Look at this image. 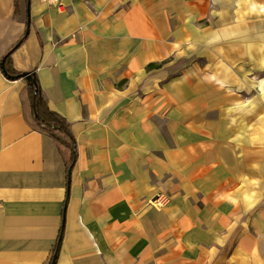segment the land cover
<instances>
[{"label": "crops", "instance_id": "1", "mask_svg": "<svg viewBox=\"0 0 264 264\" xmlns=\"http://www.w3.org/2000/svg\"><path fill=\"white\" fill-rule=\"evenodd\" d=\"M26 2L0 51L77 153L0 69V264H264V0Z\"/></svg>", "mask_w": 264, "mask_h": 264}, {"label": "trees", "instance_id": "2", "mask_svg": "<svg viewBox=\"0 0 264 264\" xmlns=\"http://www.w3.org/2000/svg\"><path fill=\"white\" fill-rule=\"evenodd\" d=\"M27 0H24L26 2ZM20 14L18 0H14V14L17 18ZM21 36L20 38H23ZM8 49L0 51V61L8 52ZM4 67L8 74L16 75L19 72L12 66L11 54L4 58ZM21 101L24 111H27L32 119L31 126L50 135L56 144L66 167V171L76 159V142L70 130L69 122L59 113L48 108L41 95L37 80L36 85L25 83L21 91ZM36 114L37 116H35ZM51 256L45 264H49Z\"/></svg>", "mask_w": 264, "mask_h": 264}, {"label": "water", "instance_id": "3", "mask_svg": "<svg viewBox=\"0 0 264 264\" xmlns=\"http://www.w3.org/2000/svg\"><path fill=\"white\" fill-rule=\"evenodd\" d=\"M26 13H27V17L29 16V0H27L26 2ZM28 24H29V19H27V26H26V32L28 31ZM18 44V43H17ZM17 44H15L7 53L6 55L10 54L12 52V50L17 46ZM6 55L1 59L0 61V69L2 71V73L7 76L8 78L10 79H18V78H24L29 84H33V85H36V77L34 75V72L33 71H23V72H20L16 75H10L7 73L5 67H4V58L6 57ZM35 116H37L36 114H34ZM68 174H69V171H68ZM69 187V177L67 179V189ZM60 242V237L58 239V242H57V247H58V244ZM57 247L52 255V258H51V261H50V264H55V258H56V252H57Z\"/></svg>", "mask_w": 264, "mask_h": 264}, {"label": "built area", "instance_id": "4", "mask_svg": "<svg viewBox=\"0 0 264 264\" xmlns=\"http://www.w3.org/2000/svg\"><path fill=\"white\" fill-rule=\"evenodd\" d=\"M46 1L52 3L55 6H60L62 0H46Z\"/></svg>", "mask_w": 264, "mask_h": 264}]
</instances>
